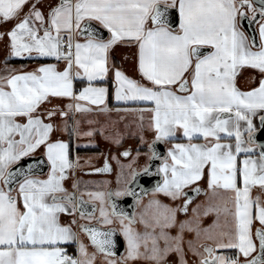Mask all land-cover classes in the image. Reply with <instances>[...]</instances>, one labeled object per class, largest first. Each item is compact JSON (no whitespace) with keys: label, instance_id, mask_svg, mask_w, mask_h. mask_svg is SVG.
<instances>
[{"label":"snow or ice","instance_id":"obj_1","mask_svg":"<svg viewBox=\"0 0 264 264\" xmlns=\"http://www.w3.org/2000/svg\"><path fill=\"white\" fill-rule=\"evenodd\" d=\"M244 19L259 25V43L241 30ZM0 29V264H264V203L251 196L264 193V0H0ZM117 46L135 49L139 79L109 66ZM15 59L37 66L10 67ZM110 73L114 108L109 89L96 86ZM77 82L86 86L77 91ZM97 110L139 121L131 135L147 147L142 172L132 166L141 148L126 166L118 156L130 150L112 156L121 174L129 169V183L161 178L139 212L118 210L114 197L139 206L144 189L77 195V182L65 186L80 166L73 136L99 134L123 148L122 134L107 132L114 121L95 128L87 119L81 133L77 117ZM157 144L167 146L164 155ZM38 151L46 174L45 159L22 163ZM97 171H111L107 158ZM189 192L207 197L191 215Z\"/></svg>","mask_w":264,"mask_h":264},{"label":"crops","instance_id":"obj_2","mask_svg":"<svg viewBox=\"0 0 264 264\" xmlns=\"http://www.w3.org/2000/svg\"><path fill=\"white\" fill-rule=\"evenodd\" d=\"M45 3H47V0H45ZM44 10H46V9H44ZM238 23H239V20H238ZM258 29H259V26H258ZM0 31H3V29H0ZM258 36H259V32H258ZM81 42H83V41H81ZM6 57H7V50H6L5 43H4V41H0V70H2L3 67H4V60L6 59ZM15 60H19V59H15ZM25 61H28V60H25ZM48 62H54V61H48ZM21 65L22 64H17V65L12 64L11 61L9 63L10 67H13V68H16V69H19L21 67ZM23 65L25 66V70H31V69H33L34 67L37 66V62L36 61H28V62L23 63ZM109 66L110 67L114 66L115 68H119L120 70H122L126 75H128L131 78L139 79L138 74L135 72V49L127 48V47H124V46H117L110 53V65ZM243 71H244V76L245 77L251 74V70H243ZM113 80H114V77L110 73L109 77L107 78V83L106 84L97 83L98 85H96V86H105V87H107L109 89V96L107 98V104H108L109 108H114V105L116 103L114 98H113V95H112V93L114 91L113 87H112ZM239 84H240V87L242 89L245 88V86H246L245 85V79L241 78ZM84 86H86V85H82V87H84ZM81 88H79V90ZM79 90H77V91H79ZM55 103H59V102L58 101H54V104ZM95 112L99 113L98 110L97 111H93L92 113H95ZM99 114H101V113H99ZM102 115H121L122 116L123 114H117L115 111H113V112H111L109 114H102ZM125 117L130 119V124H129L128 130L126 132H124V130H117L116 126L115 127H108L107 132L110 133L111 131L112 132L119 131L122 134L123 143L124 142L125 143H129V144H131L134 147H136V146H138V147L145 146V145H141L140 144L138 136L137 137H133L131 135V132L135 130V124L138 123L139 121L137 120V121L134 122L133 121V117H131V116H125ZM70 121H72V120L69 119L68 123H70ZM57 122L61 123L59 121V118H57ZM145 123H147V121H145ZM101 125H104V124L93 125L92 127L99 128ZM89 127L90 126L87 125V124L85 126H82L81 127V133L83 131L88 130ZM118 129H121V128H118ZM69 132H71V129H69ZM56 136L61 138V139H64V140H68L69 139L68 134L63 132V131L57 132ZM144 137H145L146 141H151L153 139V135H152L151 132H145ZM71 145H72V151H73V161H75L77 159V157H80V155H78V153H82V154L92 153L90 151H93V150H96V152H98L100 150L107 151V152L110 151L111 152L112 150H114L116 148L110 141L105 140L99 134L95 135L93 138H88V137H83V136H80V137L73 136L72 137V141H71ZM77 145H79V147H77ZM164 146H166V145H164ZM76 149L78 150L77 152H76ZM87 150H88V152H87ZM40 155L43 156L42 152L38 151L35 154H33L32 156H30V157H37V156H40ZM80 160L83 162V159H79V165H80ZM80 168H81V165L79 167H77L74 171L77 172ZM71 172L72 171H70V173ZM70 173H69V175H70ZM86 178H85L86 179V184H92V183L99 184L100 182L103 183V182L106 181L105 179H99V178H96V177H86ZM89 179H91V180L89 181ZM65 185H68L67 181H65ZM200 187L202 189H206V184L201 182ZM185 191H188V190L186 189ZM251 196L253 197V199H255L256 197H259L260 200H261V203H264V193H262L259 190V188H254L252 190V192H251ZM150 197H144V198H142V200H140V203H143V204H140L138 206L137 212L143 210V206L146 205L149 202ZM158 199H160L162 203H165L163 200L167 201V198H165V197H163V198L158 197ZM206 200H207V197H205L203 195V192L200 195H198L197 198L193 201V203L189 207V215H191V209L192 208L196 207L197 205H201L203 207L205 205V203H206ZM166 203H168V202H166ZM213 218L214 217H212V216L203 217L202 218V225L207 227L212 222ZM221 222L223 223V217L221 218ZM257 227H260L258 222H254L253 228L255 229ZM69 254L71 255L70 252H69ZM97 264H99V261L97 262Z\"/></svg>","mask_w":264,"mask_h":264},{"label":"flooded vegetation","instance_id":"obj_3","mask_svg":"<svg viewBox=\"0 0 264 264\" xmlns=\"http://www.w3.org/2000/svg\"><path fill=\"white\" fill-rule=\"evenodd\" d=\"M151 142V141H149ZM161 145L162 144H157L156 145V149L158 152L161 153V155H164L163 150L161 149ZM137 148H141L142 152L139 158H137L136 163L133 164V168H135V170L140 173L142 172L143 167L146 164L147 161V157L144 155V153L147 152V147L145 146H141V147H134L129 143H123V148L121 149H117L115 148L114 150L110 151H103L100 150L98 152H96V150L90 151L92 153H86V154H82V153H78V155H80L79 159H83L84 158H89L92 164V166L88 167V168H80L77 172L76 171H72L69 175V179L67 180L68 185H65L69 191H72V184L73 182H77L80 177L81 178H86V177H96L99 179H105V182H100L99 184H84L82 187H79V191L77 192V195H79V192H84V191H116L118 188H124L126 186V184H128V186H133V183H129L131 180L130 174H129V169L127 167H125L123 169V172L121 174V169L120 167L117 165L116 161L112 159V156H117L119 151H123L125 149L130 150L132 155L129 158H124L121 156H118V159L120 160V164L122 165H128V164H132L133 158H136V149ZM78 150L76 149V152ZM88 152V150H87ZM94 152V153H93ZM105 158L108 159V162L110 164L111 167V171L107 172V173H100L97 170L98 169H102L104 166V162H105ZM81 161V160H80ZM81 163V162H80ZM160 163V161H154L153 165H152V171L154 172V170H156V166H158ZM120 177V183L119 185L117 184V177ZM138 176H143V175H138ZM137 176V178H138ZM146 177V176H144ZM149 179V177H146ZM151 178V177H150ZM78 183V182H77ZM79 186V185H78ZM152 195V193H148L146 196L144 197H150ZM142 197V198H144ZM161 198H163L162 196H160ZM141 198V200H142ZM83 199L87 200L88 197L84 196ZM117 199H122L123 200V204L118 208V210L120 208L124 209L126 212H128L129 214H131L132 212H137L138 206H134V201L132 197H120V198H116L114 197V200ZM165 203L169 201L167 200H163ZM87 209L90 211L92 208V204L89 203L86 205ZM97 207V212L96 215L97 217L99 216V205H96ZM79 219V217H77ZM81 223H87V221H81ZM94 223V222H93ZM99 227V225H97ZM113 227H117V225H113ZM81 239L84 240L85 243H88L87 241V237L81 235ZM122 239V238H121ZM123 241V240H122ZM124 249L121 247V249H119V254H123Z\"/></svg>","mask_w":264,"mask_h":264},{"label":"water","instance_id":"obj_4","mask_svg":"<svg viewBox=\"0 0 264 264\" xmlns=\"http://www.w3.org/2000/svg\"><path fill=\"white\" fill-rule=\"evenodd\" d=\"M240 23V22H239ZM258 24L253 22V23H249V21L247 19H244L242 24H241V29L244 31V33L249 37V38H255L256 42L259 43V36H258ZM107 35V34H105ZM258 143L264 144V134H260L258 136ZM161 149L163 150L164 154L166 152V146H164V144L161 145ZM41 159H45L42 155L37 156V157H28L25 158V161H23L22 163H28V162H32V161H39ZM42 170L44 173L47 172V167H46V159H45V165H42ZM155 172V170H154ZM161 178L159 176H153L151 178H146L144 176H138V178L136 179V182L133 183L132 188L135 189V191H137L138 193L141 192V189L145 190V193L141 195V198L146 196L148 193L151 192V190L155 187L157 182H160ZM189 191V190H188ZM190 195L194 196V200L197 198V196L191 192H189ZM193 200V201H194ZM118 208L123 204V200L122 199H117L115 200ZM118 239L120 240V247L119 249H121V247L123 248V241L121 239V237H118Z\"/></svg>","mask_w":264,"mask_h":264},{"label":"rangeland","instance_id":"obj_5","mask_svg":"<svg viewBox=\"0 0 264 264\" xmlns=\"http://www.w3.org/2000/svg\"><path fill=\"white\" fill-rule=\"evenodd\" d=\"M77 118L81 120V127L82 126H85L86 124L88 125L87 119H91L93 121H98V123H96L94 125H98V124H104V125L105 124H111V122L114 121V122H116V125L115 126L117 127V130H124V132H126L128 130V128H125V125L126 124L127 125L130 124V119L127 118V117H125L123 120H121V115H102V114H99L97 112L92 113V114H89L86 118L85 117H77ZM71 123H72V121H70L69 124H71ZM118 128H121V129H118ZM69 129H71V128H69ZM110 133H112V131ZM89 161H90L89 158H87V159L84 158L83 162L80 161L81 162L80 163L81 167L82 168H88V167L92 166L91 162H89ZM86 179L80 177V179L78 181L79 187H82L86 183ZM90 180L91 179H89V181ZM84 192H87V191H84ZM153 198L154 197L151 195L150 200H152ZM156 198H158V197H156ZM140 204H143V203H140ZM183 218L184 217L181 216V219H183Z\"/></svg>","mask_w":264,"mask_h":264},{"label":"trees","instance_id":"obj_6","mask_svg":"<svg viewBox=\"0 0 264 264\" xmlns=\"http://www.w3.org/2000/svg\"><path fill=\"white\" fill-rule=\"evenodd\" d=\"M25 62H28V61H23V60H11V63L12 64H15V65H17V64H23V63H25ZM98 85V84H97ZM75 87H76V90H79V88H81L82 87V84H80L79 82H77L76 83V85H75ZM72 146V145H71ZM71 158H72V160H73V151L71 152ZM70 250V251H69ZM68 252H70L71 254H74L75 253V247L74 246H71V247H69L68 248Z\"/></svg>","mask_w":264,"mask_h":264}]
</instances>
